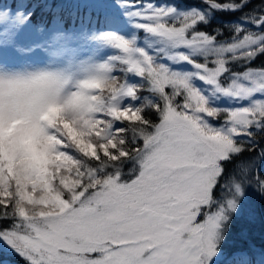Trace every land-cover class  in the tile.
I'll list each match as a JSON object with an SVG mask.
<instances>
[{"label":"rangeland","instance_id":"1","mask_svg":"<svg viewBox=\"0 0 264 264\" xmlns=\"http://www.w3.org/2000/svg\"><path fill=\"white\" fill-rule=\"evenodd\" d=\"M24 6L0 0L3 264H222L264 249V152L212 196L234 138L264 123V69L221 78L261 36L217 41L195 30L204 10L168 0H60L48 25ZM142 102L155 122L139 118ZM122 139L128 152L114 149ZM77 150L99 152L100 168Z\"/></svg>","mask_w":264,"mask_h":264},{"label":"trees","instance_id":"2","mask_svg":"<svg viewBox=\"0 0 264 264\" xmlns=\"http://www.w3.org/2000/svg\"><path fill=\"white\" fill-rule=\"evenodd\" d=\"M25 6L23 7L24 13H26L28 20L34 24L44 23L48 25L52 18H43L46 15H52L54 12L50 13L51 10L56 6L57 2L60 0H24ZM130 1H141V2H154L159 0H130ZM176 5H181L182 7L195 6L196 9H202L205 13V18L197 22L195 30L197 32L205 33L206 35L213 37L215 40L220 42H232L240 40L244 37H258L261 36L258 44L252 47L253 50H261L253 57L247 59H239L236 61L228 62L227 67L222 75V81L226 84L232 73H241L247 69H264V0H249L244 6H242L246 0H211L220 3L223 6L228 4L234 5L233 10H222L218 7H211L202 1L196 0H180L172 1L168 0ZM13 5V3L11 4ZM49 6V9H48ZM242 6V7H241ZM72 6H65L60 8V14L57 16L63 25L67 27L69 24L72 14H69ZM43 13V14H42ZM86 14H93L92 11L85 12ZM42 14V16H41ZM41 16V17H40ZM64 18L63 20H61ZM170 26L180 25L179 19H169L168 23ZM229 76V78H228ZM141 103L139 107V118L147 120L149 122H155L158 119L157 108L149 105H143ZM175 106L180 109V103L174 101ZM159 106V104L157 103ZM256 125H250L246 134L234 138V143L238 146L239 150L235 154H232L228 158L222 159L219 162L220 174L215 183L212 196L213 198L219 195L221 190V185H224L228 178H230V173H238L240 167L246 166L245 163L255 165L259 163L262 154L264 152V123L255 127ZM64 146V152L69 155L75 152L72 142L69 140V136L60 132L59 136ZM117 152L124 153L128 152L129 146L127 147V142L121 140V143L114 147ZM78 156H75L77 161H81L83 164L92 166L94 169L100 168V161L102 160L98 156V153L88 154L86 152H81L77 150ZM76 153V154H77ZM130 153V151H129ZM101 156V154L99 155ZM126 157V156H125ZM123 157V158H125ZM257 166V165H256ZM258 181L264 185V158L263 162L257 168ZM220 196V195H219ZM7 198L0 197V206L8 207L6 205ZM215 207V206H213ZM212 208V205L209 207ZM6 210H9L5 208ZM212 210V209H211ZM264 213V206H263ZM10 218L0 220L1 222H8ZM228 223V222H227ZM5 225L0 223V229L4 230ZM255 246H259L258 249H250L248 251H240V249H233L234 252H238L234 257H230L234 254H230L227 259H225L222 264H264V249L261 247L262 242H253ZM240 251V252H239ZM0 251V264H3V259L6 256ZM230 257V258H229ZM10 264H36L31 263L28 259L21 256H13L11 259L7 260Z\"/></svg>","mask_w":264,"mask_h":264},{"label":"water","instance_id":"3","mask_svg":"<svg viewBox=\"0 0 264 264\" xmlns=\"http://www.w3.org/2000/svg\"><path fill=\"white\" fill-rule=\"evenodd\" d=\"M246 2H248V0H247ZM246 2H245V3H246ZM219 6H220V5H219ZM220 7H221L222 9H224V10H225V9H226V10H230V9L232 8V7H226V8H224V7H222V6H220Z\"/></svg>","mask_w":264,"mask_h":264}]
</instances>
